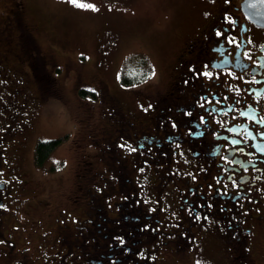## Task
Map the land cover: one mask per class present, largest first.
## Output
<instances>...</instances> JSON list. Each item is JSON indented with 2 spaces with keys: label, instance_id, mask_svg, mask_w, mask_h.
<instances>
[{
  "label": "flooded vegetation",
  "instance_id": "af4514ba",
  "mask_svg": "<svg viewBox=\"0 0 264 264\" xmlns=\"http://www.w3.org/2000/svg\"><path fill=\"white\" fill-rule=\"evenodd\" d=\"M241 2L209 0L175 55L170 83L155 97L148 119L125 112L108 84L94 79L90 89L105 104L102 139L116 159L103 168L115 177H103V170L92 174L86 164L78 187L92 200L89 186L99 187L98 176L106 188L123 181L125 201L106 198L114 209L129 210L114 217L98 203L101 214L93 217L81 205L83 214L71 219L61 209L53 225L41 229L36 221V246L29 233L14 237L8 224L28 198L27 163L38 168L34 151L41 138L30 141L42 99L39 87L52 84L46 77L50 67L20 13L12 9L0 17L4 264H180L206 247L222 254L221 264L260 263L255 246L264 232V26L248 19ZM124 141L133 149L130 158L115 155ZM103 146L98 156L105 161Z\"/></svg>",
  "mask_w": 264,
  "mask_h": 264
},
{
  "label": "rangeland",
  "instance_id": "374dc122",
  "mask_svg": "<svg viewBox=\"0 0 264 264\" xmlns=\"http://www.w3.org/2000/svg\"><path fill=\"white\" fill-rule=\"evenodd\" d=\"M208 2L77 0L73 4L70 0H0V17L17 10L39 52L46 56L44 64L50 67L46 77L52 84L46 89L39 87L42 99L36 106L34 139L30 142L36 138L61 139L44 166L34 170L27 163L25 167L31 175L28 174L30 183L24 186L30 188L23 190L28 197L23 211L16 218L15 214L10 216L8 231L14 237L29 233L32 238L27 235L28 239L36 246L37 220L42 229L53 225L54 215L61 209L73 218L83 214L81 205H95V200L82 194L77 178L86 164L91 166L92 174L105 171L103 165L107 161L103 162L95 150L98 143L105 144L102 154H107L108 163L116 162L110 152L111 144L102 139L101 129L107 124L102 98L80 97L77 88H93L94 79L99 77L108 84L109 92L119 98L121 109L140 120L148 119L155 97L162 95L170 83L175 55L192 36ZM140 56L149 61L152 75L131 85L121 84L126 59ZM133 154L129 141H124L115 153L123 158ZM95 215L93 211L92 216ZM97 221L103 223L100 217ZM257 240L255 249L262 255L259 264H264V232L257 235ZM214 250H198L193 260L190 257L180 264H221L222 254ZM4 263L0 256V264Z\"/></svg>",
  "mask_w": 264,
  "mask_h": 264
},
{
  "label": "trees",
  "instance_id": "16d2710c",
  "mask_svg": "<svg viewBox=\"0 0 264 264\" xmlns=\"http://www.w3.org/2000/svg\"><path fill=\"white\" fill-rule=\"evenodd\" d=\"M151 75H152L151 66H150L149 61L145 57L140 56V57H135V58H127L122 68L121 74H120V80L123 85H131L132 83L139 82L140 80H147V78L150 77ZM77 93L80 97H83V98L85 97L89 99L96 98V93L93 90H91L90 88L83 87V86H79L77 88ZM60 141L61 139L58 137L40 139L37 141L36 146H35V151H34V161H35V164L39 168L45 165L44 164L45 161L47 160V158L50 157V154L57 147ZM99 145L100 144H98V148L95 149L96 153L100 152ZM103 147L106 148L105 144ZM110 151L112 152L114 151V149H112V146H111ZM103 156L106 159L105 161H107L108 163V160L106 157L107 154ZM103 177H106L108 179L111 178L110 174L107 172L104 173ZM94 182L98 183L99 187H96V186H89V187L91 188V191L93 192V197H94V199H92L91 201L95 200L96 203L93 206L87 205L86 210H88L89 208L88 211H91V213H93V211H96L95 216H98L99 214H101V211L97 208L98 203H102L105 209H107L108 213L110 214L112 212L114 217H117L118 215H122L128 212L129 209H123L121 207L114 209L113 203H110L106 198L107 195H111V199H118V201H125L126 198L122 197L121 195V186L123 188H125L126 186L125 184H122L121 186L119 185V183H124L123 181H120L117 184H113L112 185L113 189L104 187L101 176H98L96 179H94ZM84 196H88V195L86 194ZM119 210H121V213L118 214ZM121 221L123 220L118 219V222H121Z\"/></svg>",
  "mask_w": 264,
  "mask_h": 264
},
{
  "label": "water",
  "instance_id": "95a60500",
  "mask_svg": "<svg viewBox=\"0 0 264 264\" xmlns=\"http://www.w3.org/2000/svg\"><path fill=\"white\" fill-rule=\"evenodd\" d=\"M241 9L251 22L264 26V0H242Z\"/></svg>",
  "mask_w": 264,
  "mask_h": 264
},
{
  "label": "snow or ice",
  "instance_id": "6c2138e0",
  "mask_svg": "<svg viewBox=\"0 0 264 264\" xmlns=\"http://www.w3.org/2000/svg\"><path fill=\"white\" fill-rule=\"evenodd\" d=\"M70 2L73 3V4H77V0H70ZM78 6L79 7H91V5H84V4H79Z\"/></svg>",
  "mask_w": 264,
  "mask_h": 264
}]
</instances>
